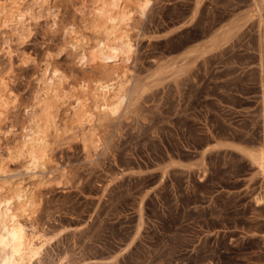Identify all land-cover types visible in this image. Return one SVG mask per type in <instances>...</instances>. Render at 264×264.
<instances>
[{
    "label": "rangeland",
    "instance_id": "374dc122",
    "mask_svg": "<svg viewBox=\"0 0 264 264\" xmlns=\"http://www.w3.org/2000/svg\"><path fill=\"white\" fill-rule=\"evenodd\" d=\"M86 1L39 8L26 0L33 18L24 33L0 28V50L14 51L11 61L0 51V73L22 104L11 116L16 135L2 153L3 181L35 186L15 151L39 69L53 63L73 85L94 77L65 49L71 25L85 27L78 8ZM258 2L259 24L253 0L138 6L125 63L141 91L117 119L101 120L100 144L88 155L70 134L49 137L53 163L38 173L45 185L35 188L33 219L52 238L46 248L55 264H264L262 166L252 162L264 157ZM227 27L235 29L227 44L208 48Z\"/></svg>",
    "mask_w": 264,
    "mask_h": 264
},
{
    "label": "bare ground",
    "instance_id": "6f19581e",
    "mask_svg": "<svg viewBox=\"0 0 264 264\" xmlns=\"http://www.w3.org/2000/svg\"><path fill=\"white\" fill-rule=\"evenodd\" d=\"M25 1H0V28L9 29L18 37L24 33L22 31L26 22L33 18L31 9L24 6ZM142 1L88 0L80 3L82 6H79L78 13L86 24L80 30L71 25L65 49L70 48L78 53L79 63L95 78L73 85L74 82L72 84L53 63H47L39 69L36 79L37 91L31 105L24 107L25 117L17 129L21 131V144L15 151L16 157L23 160L22 168L34 180L35 186L24 189L19 184L0 179V264H55L46 248L52 238L47 237V230L39 228V224L37 227L33 219L40 201V194L35 188L45 185L44 179L40 178L38 173L44 172L53 163L49 137L53 135L59 138L63 134H70L71 138L79 140L88 155L90 149L100 144L96 127L101 120L117 119L128 96L131 99L141 91L142 85L130 82L131 73H128L130 71L127 69L125 58L128 45L126 33ZM258 1L253 0V6L259 24L263 11L262 3ZM48 2L49 0H31V3L39 8L47 6ZM87 3H90V8ZM252 7L250 11L253 10ZM197 9L199 8L196 5L195 10ZM233 30L235 31L234 27H227L209 35L212 40L208 42V48L227 44L234 33ZM0 51H3V56L8 61L12 60L14 51L11 48ZM162 74L164 72L160 70L155 79L160 78ZM21 108V99L11 91L6 77L0 73L2 177L6 175H3L5 169L2 165V153L11 151L7 148V143L11 136L16 135V126L13 125L11 116ZM252 162L262 166L261 177L264 184V157L253 158ZM256 201L264 203V190ZM55 261L57 264V260Z\"/></svg>",
    "mask_w": 264,
    "mask_h": 264
}]
</instances>
